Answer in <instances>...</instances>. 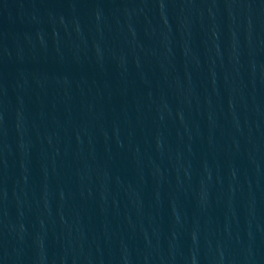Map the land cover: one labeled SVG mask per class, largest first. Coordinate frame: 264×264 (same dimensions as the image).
Returning a JSON list of instances; mask_svg holds the SVG:
<instances>
[{"label":"water","instance_id":"1","mask_svg":"<svg viewBox=\"0 0 264 264\" xmlns=\"http://www.w3.org/2000/svg\"><path fill=\"white\" fill-rule=\"evenodd\" d=\"M0 264H264V0L2 23Z\"/></svg>","mask_w":264,"mask_h":264}]
</instances>
